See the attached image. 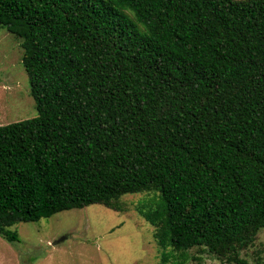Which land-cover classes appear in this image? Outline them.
<instances>
[{
    "label": "trees",
    "instance_id": "obj_1",
    "mask_svg": "<svg viewBox=\"0 0 264 264\" xmlns=\"http://www.w3.org/2000/svg\"><path fill=\"white\" fill-rule=\"evenodd\" d=\"M37 115L0 125V234L99 203L161 264H249L264 228V0H0ZM259 263L258 261L255 263Z\"/></svg>",
    "mask_w": 264,
    "mask_h": 264
},
{
    "label": "rangeland",
    "instance_id": "obj_2",
    "mask_svg": "<svg viewBox=\"0 0 264 264\" xmlns=\"http://www.w3.org/2000/svg\"><path fill=\"white\" fill-rule=\"evenodd\" d=\"M21 56L20 39L0 26V125L38 114ZM143 195L125 194L122 211L92 203L15 223L9 227L15 240L0 234V264H161L153 227L136 209ZM190 254L204 264H231L196 249ZM242 255L249 264H264V228Z\"/></svg>",
    "mask_w": 264,
    "mask_h": 264
}]
</instances>
